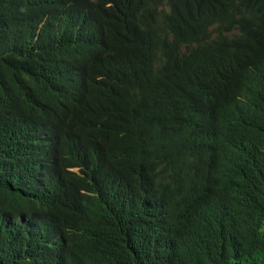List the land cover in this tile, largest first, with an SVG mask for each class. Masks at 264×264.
I'll use <instances>...</instances> for the list:
<instances>
[{"label":"trees","instance_id":"16d2710c","mask_svg":"<svg viewBox=\"0 0 264 264\" xmlns=\"http://www.w3.org/2000/svg\"><path fill=\"white\" fill-rule=\"evenodd\" d=\"M0 264H264V0H0Z\"/></svg>","mask_w":264,"mask_h":264},{"label":"rangeland","instance_id":"374dc122","mask_svg":"<svg viewBox=\"0 0 264 264\" xmlns=\"http://www.w3.org/2000/svg\"><path fill=\"white\" fill-rule=\"evenodd\" d=\"M238 31L237 30H234V33H237Z\"/></svg>","mask_w":264,"mask_h":264}]
</instances>
